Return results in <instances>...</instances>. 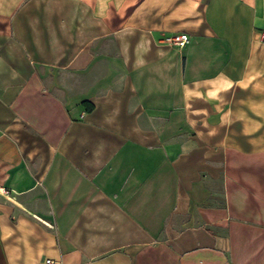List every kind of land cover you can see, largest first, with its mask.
Returning <instances> with one entry per match:
<instances>
[{"label":"crops","instance_id":"obj_1","mask_svg":"<svg viewBox=\"0 0 264 264\" xmlns=\"http://www.w3.org/2000/svg\"><path fill=\"white\" fill-rule=\"evenodd\" d=\"M263 31L264 0H0V264H264Z\"/></svg>","mask_w":264,"mask_h":264},{"label":"built area","instance_id":"obj_2","mask_svg":"<svg viewBox=\"0 0 264 264\" xmlns=\"http://www.w3.org/2000/svg\"><path fill=\"white\" fill-rule=\"evenodd\" d=\"M164 40L173 46L184 47L190 41V36L187 32H178V33L165 36ZM262 42L264 43V31L262 33ZM46 263L47 264H57L58 262L54 259L47 258Z\"/></svg>","mask_w":264,"mask_h":264}]
</instances>
